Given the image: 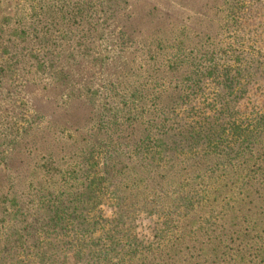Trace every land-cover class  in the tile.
Segmentation results:
<instances>
[{"label":"trees","instance_id":"16d2710c","mask_svg":"<svg viewBox=\"0 0 264 264\" xmlns=\"http://www.w3.org/2000/svg\"><path fill=\"white\" fill-rule=\"evenodd\" d=\"M69 1L52 0V25L72 33L52 40V121L24 122L0 157V264H264V30L222 3L196 19L234 43H207L210 29L185 44L181 3H166L145 59L119 33L99 62L116 78L98 90L84 73L91 20L126 0ZM29 102L39 114L47 101ZM36 131L52 132L42 158Z\"/></svg>","mask_w":264,"mask_h":264},{"label":"rangeland","instance_id":"374dc122","mask_svg":"<svg viewBox=\"0 0 264 264\" xmlns=\"http://www.w3.org/2000/svg\"><path fill=\"white\" fill-rule=\"evenodd\" d=\"M61 1L67 3V0ZM173 1L176 5L181 3L178 5L179 11L172 9L175 12V15H172L177 18L178 24L186 29L185 35L179 36V40L185 44L194 45L205 40L202 33L210 29L214 35L218 31L219 34L215 39L211 38V41L205 40L207 43H234V32L231 30L212 29L211 25H201L196 19V15L203 12L209 16L215 14L222 17L225 11L220 8L222 3L224 7H230L227 10L241 16L245 29L257 28L259 32L264 30V0H126L124 9L121 7L113 15L98 13L99 18L97 17L96 21L91 20L94 43L89 60L84 62V67L89 70L84 73L89 74L88 85L92 89H105L111 82L110 77L116 78L114 67L104 68L99 62H110L111 58L118 55L115 45L120 43L117 37L121 31L131 33L130 36L125 34L121 45H138L139 51H134L138 53V57L145 59V37L150 32L158 34L159 31H153L151 26L161 27L163 23H167V19L162 17V12L168 8L164 7L165 4ZM129 4L131 5L127 6ZM127 14H131L130 19ZM227 22L228 17L225 25ZM69 26L76 24L71 23ZM63 29L60 25H52V0H0V69L4 67V63H9L11 67L0 71V157L9 147V141L22 136L24 132L20 127L24 126V122L48 125L52 121V40L60 43L58 45L63 44L62 35L69 37L72 34L63 32ZM248 36L250 35L245 34L240 38V42L247 44ZM257 43L264 49V36ZM17 61L21 62L18 64ZM39 61L40 64L46 63L43 69L38 68ZM86 79L83 78L82 85L86 84ZM25 99L28 101L26 107L23 106ZM30 99L37 105L36 109L42 100H46L48 103L44 102L41 106L45 112L41 110V113L36 114ZM45 138L41 140L43 138L37 131L31 135V139L29 137L31 154L34 153V157L42 158L51 147L52 132ZM37 147L40 149L35 150Z\"/></svg>","mask_w":264,"mask_h":264}]
</instances>
